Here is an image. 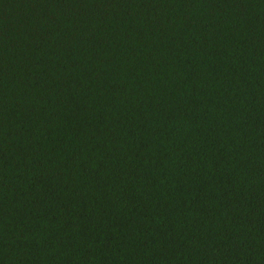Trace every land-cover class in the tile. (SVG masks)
Segmentation results:
<instances>
[{"label":"trees","instance_id":"trees-1","mask_svg":"<svg viewBox=\"0 0 264 264\" xmlns=\"http://www.w3.org/2000/svg\"><path fill=\"white\" fill-rule=\"evenodd\" d=\"M0 264H264V0H0Z\"/></svg>","mask_w":264,"mask_h":264}]
</instances>
